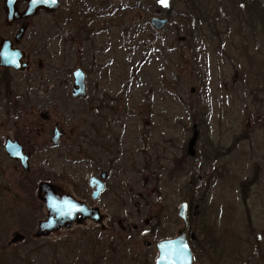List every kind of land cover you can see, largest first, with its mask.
Segmentation results:
<instances>
[{
    "label": "rangeland",
    "instance_id": "374dc122",
    "mask_svg": "<svg viewBox=\"0 0 264 264\" xmlns=\"http://www.w3.org/2000/svg\"><path fill=\"white\" fill-rule=\"evenodd\" d=\"M173 2L184 11L181 0H60L28 19L29 69L0 83V264H67L65 245L92 229L102 242L115 239L113 258L93 264H152L143 240L174 236L177 208L196 190L193 264H264V19L250 22L240 0H209L199 33L181 17L154 29L150 5ZM75 67L85 74V98L70 96ZM93 100L111 109L109 161L97 167L79 153L74 160L77 144L87 149ZM53 124L63 131L56 146ZM6 137L23 145L28 171L4 154ZM100 170L103 228L85 221L42 237L39 253L28 247L45 215L37 185L88 200L86 178ZM14 233L25 239L4 249Z\"/></svg>",
    "mask_w": 264,
    "mask_h": 264
},
{
    "label": "water",
    "instance_id": "95a60500",
    "mask_svg": "<svg viewBox=\"0 0 264 264\" xmlns=\"http://www.w3.org/2000/svg\"><path fill=\"white\" fill-rule=\"evenodd\" d=\"M18 1L3 0V8L7 19H12L17 15L16 3ZM25 3V8L20 13L22 17L31 16L38 10L53 11L58 5V0H25ZM168 21L169 18L166 16L152 15L149 18V24L156 30L166 25ZM22 29L23 27L19 28L15 39L21 35ZM22 55L19 49L10 46L9 40L2 41L0 65L23 70L26 64L24 61H21ZM71 78L70 95L72 97L84 96L83 71L80 68H74L71 71ZM59 136L60 132L54 127L50 137L52 145H56ZM2 148L5 155L10 159L17 160L22 169H29L28 157L16 140L6 138ZM101 177H105V172L101 173ZM88 185L95 187L91 195L92 198H96V195L102 189V183L95 176H90L88 177ZM37 193V198L43 203L46 215L43 219L37 221L33 233L34 237L46 236L48 233L59 228H70L73 221H79L84 218H91L94 221L99 219L98 211L95 207H88L84 202L75 199L69 193L56 192V188L50 183L40 182L37 185ZM176 215L180 219L181 225L176 229L175 235L155 242L158 251L155 264H192V254L186 237V229L188 227L187 202H180ZM125 229H128L127 226ZM22 238V234L14 233L8 243L21 240Z\"/></svg>",
    "mask_w": 264,
    "mask_h": 264
},
{
    "label": "flooded vegetation",
    "instance_id": "af4514ba",
    "mask_svg": "<svg viewBox=\"0 0 264 264\" xmlns=\"http://www.w3.org/2000/svg\"><path fill=\"white\" fill-rule=\"evenodd\" d=\"M19 1H24V3H25V0H19ZM59 1L60 0H58L57 7L59 6ZM17 3H16L17 15L14 18H12V19H7L6 15H5V12H4L3 0H2V9H3L5 20L0 26V48L2 46V41L3 40H9L10 41V46L12 48H17V49H19L22 52L23 55L21 57V61L25 62L26 67H24L23 70H18V69H14L12 67L0 65V83L10 82L11 76L13 74L16 75V74H20L22 72L27 71L29 69V63L31 61L30 56H31L32 53H35L33 50L30 51V48L27 46L28 43L26 45V42L24 40L25 39L24 35H25L26 29L28 28V25H29L28 19L30 17H32L34 14H36L39 10L36 13H34L33 15H31V16L22 17V16H20V13H22V11L24 9L21 12H18ZM57 7H56V9H57ZM24 8H25V6H24ZM43 11H46V10H43ZM15 23H16V28H15V31H13L12 27H14L13 24H15ZM20 27H23L21 35L17 39H15V35L18 33V30H19ZM85 31H88V30L86 29ZM90 31H92V30L89 29V32ZM89 32H87V33H89ZM23 43H24L25 47H23ZM37 64H39V63H37ZM75 68H79V67H75ZM84 90H85V95L81 96V98H85L86 97L85 74H84ZM73 98H78V97H73ZM93 102H94V100L90 101L93 113L91 114V119L90 120L87 119V134H85V140H86L85 143H86L87 149H85V152H83L82 148H81L83 144H77L78 149L75 150L76 152H74V156H75L74 160L76 162L79 161L77 159V153H79L82 156L80 159L85 160V161L86 160L90 161L91 163H93L97 167V166H100L101 164H103V162L109 161V160H107L108 159L107 157L109 156V151H108V148H107L108 145H107V141L105 140V136H103V134L106 132L107 125H108V123L106 121L107 120V118H106L107 115L105 113L108 112L111 109H109L108 105H106L103 101L100 102V103L98 102L99 104L96 105L97 107L96 106L95 107L92 106V105H94ZM40 115H41L42 120L45 119V117L47 118V115L44 113V111H41ZM54 127H56L58 129L57 125L53 124L52 125V130L54 129ZM58 131L60 132V136L58 138V140H59L60 137L63 135V131L61 129H58ZM51 135H52V133H51ZM6 138H4V140ZM4 140H3V142H4ZM12 140H16V139L13 138ZM58 140H57V143H58ZM19 144L22 146L23 152L25 153L23 145L21 143H19ZM2 145H3V143H2ZM53 146H56V145H53ZM2 150H3V148H2ZM27 157H28V155H27ZM104 157H106L107 159H103ZM8 159H10V158H8ZM11 160H13V159H11ZM13 161L18 163V165L20 166V164H19V162L17 160H13ZM28 161H29V158H28ZM22 170H24V169H22ZM28 170H24V171H28ZM102 172H105V177L104 178L101 177V173ZM90 176H95L102 183V189L99 191L98 195H96V198H92V195H91L92 192L95 190V187L94 186L90 187L88 185V177H90ZM106 178H107V171L106 170H100L97 175L91 174V175L87 176V178H86V188H84V190L87 189V195H88L89 199L88 200H86V199L83 200L81 198H76V197L73 196L75 199L84 202L88 207H90V208L95 207L97 209V211H98L99 219L97 221H94L91 218H84V219L79 220V221H73L71 227L73 225H82L85 221H90L94 225H99L101 223L100 226H101V228H103V224H102L103 216L100 213L99 207L96 205V202H98L99 199H102L103 194H104V192H105V190L107 188V185H106V182H105ZM56 192L61 193V192H59L57 190V188H56ZM42 206H43V203H42ZM43 209H44V207H43ZM44 212H45V210H44ZM187 212H188V210H187ZM45 215H46V213H45ZM45 215H44V217H45ZM187 216H188V213H187ZM119 221L120 220H118L117 222H119ZM144 223L147 224L148 222L144 220ZM60 229H69V228H59V229L54 230V231H58ZM124 230L125 231H129L128 229H124ZM90 231H95V232L98 233V231L95 230V229L94 230L92 229ZM81 232H83V231H81ZM186 237H187V242H188L189 248L191 250L192 264H193V262H194V255H193L194 249H192L191 243H190L189 238H188V227L186 229ZM166 238H170V237L166 236V237H163L161 239H166ZM161 239H155V240H153V242H150L149 240H143V246L145 247L146 250L149 247H152L153 254H154V257H153V260H152V264H155V260H156L157 255H158V251H157V248L155 246V242L158 241V240H161ZM146 250H145V253H147Z\"/></svg>",
    "mask_w": 264,
    "mask_h": 264
},
{
    "label": "trees",
    "instance_id": "16d2710c",
    "mask_svg": "<svg viewBox=\"0 0 264 264\" xmlns=\"http://www.w3.org/2000/svg\"><path fill=\"white\" fill-rule=\"evenodd\" d=\"M182 1V6L184 11L183 12H178L175 9V4L177 2H173V3H169L166 6L161 7L160 5L154 4V5H150V8L148 9L150 13L154 14V15H161V16H166L168 18H172V17H181V19L183 20V22L185 20H191V24L193 25V27L190 30L195 29L196 33L200 32L201 26L203 25L204 21H203V17L205 14H208V11L210 10L211 6L209 5V0H205L204 2L202 0H181ZM231 2L233 0H230ZM242 3L245 2L244 6L248 13V16H251V20L250 22H254L255 20L253 18H255V16L257 15V17H259V21H262L261 19H264V6L262 5V2L260 0H240ZM88 2V1H87ZM86 2V3H87ZM234 4V3H233ZM86 9L88 10L89 7L87 5H85ZM145 7V6H143ZM90 8L93 10L95 8L101 9L102 7H99L98 5L94 4H90ZM84 10V11H85ZM81 12H83V10H81ZM89 14V12H87ZM94 13V12H93ZM91 15V14H90ZM99 14H94L92 16H98ZM88 17V16H87ZM85 19V18H83ZM257 19V18H256ZM260 23V22H259ZM186 29V27H185ZM190 32V31H189ZM189 38H193V36H190ZM193 40V39H192ZM246 182V181H245ZM201 193V192H200ZM199 193V194H200ZM195 195L197 196L195 198ZM198 194H197V190L195 192H192V194L189 196L190 198H188V204H187V210H188V238L189 241L194 244V239H196L195 241H197L198 246H200V243L198 242L197 238V234L195 232V230H197L194 226L195 224V220L192 217L193 215V210H192V206H197L200 205V200H198ZM199 201V203H198ZM241 201L244 202L245 201V195L242 191L241 193ZM196 213V211L194 212ZM21 217V221H23L24 219H26L27 215L25 214V212L20 215ZM207 223V219L204 217L203 219V223ZM97 233L95 231H90L86 234L87 237H84V234H78L77 238H75L70 244H66L65 245V250L68 251V253H66L65 255V259L66 261H68L67 264H93L92 262L97 261L98 259L100 260H104V259H112V241H114L112 238L109 239V243L107 242H102L101 239L99 240V238H96ZM27 238V236H25ZM25 239L24 235L22 240ZM28 242H25V244L27 243L28 247H34V246H39L36 247V253H39L41 251V248L43 247L44 244H41V239L42 237H34L32 235V238H27ZM118 239V238H116ZM192 239V240H191ZM10 243H6L4 247V249L8 248V245ZM31 244V245H30ZM106 244V245H105ZM52 248L54 249V253H55V245H51ZM50 249V248H48ZM53 253V254H54ZM45 258V255H42ZM54 255H51V258H53ZM86 256V260L81 261V257ZM92 261V262H91ZM52 262V261H51ZM28 260L26 259L25 262L23 264H27ZM63 264H66L64 262V260L61 262ZM53 264V263H52Z\"/></svg>",
    "mask_w": 264,
    "mask_h": 264
},
{
    "label": "snow or ice",
    "instance_id": "6c2138e0",
    "mask_svg": "<svg viewBox=\"0 0 264 264\" xmlns=\"http://www.w3.org/2000/svg\"><path fill=\"white\" fill-rule=\"evenodd\" d=\"M161 2L166 4L167 0H161Z\"/></svg>",
    "mask_w": 264,
    "mask_h": 264
}]
</instances>
